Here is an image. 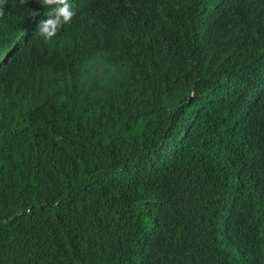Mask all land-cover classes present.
<instances>
[{
    "label": "trees",
    "instance_id": "obj_1",
    "mask_svg": "<svg viewBox=\"0 0 264 264\" xmlns=\"http://www.w3.org/2000/svg\"><path fill=\"white\" fill-rule=\"evenodd\" d=\"M70 3L0 0V264H264V0Z\"/></svg>",
    "mask_w": 264,
    "mask_h": 264
},
{
    "label": "clouds",
    "instance_id": "obj_2",
    "mask_svg": "<svg viewBox=\"0 0 264 264\" xmlns=\"http://www.w3.org/2000/svg\"><path fill=\"white\" fill-rule=\"evenodd\" d=\"M40 2L43 6L52 8V12L48 19L39 22L37 33L45 41H50L63 25L71 22L76 13L70 0H40ZM21 3H27V0H21ZM3 15V7H0V16Z\"/></svg>",
    "mask_w": 264,
    "mask_h": 264
},
{
    "label": "rangeland",
    "instance_id": "obj_3",
    "mask_svg": "<svg viewBox=\"0 0 264 264\" xmlns=\"http://www.w3.org/2000/svg\"><path fill=\"white\" fill-rule=\"evenodd\" d=\"M90 68L93 76L97 78H101L112 70V68H110L109 66L100 64L90 65Z\"/></svg>",
    "mask_w": 264,
    "mask_h": 264
}]
</instances>
